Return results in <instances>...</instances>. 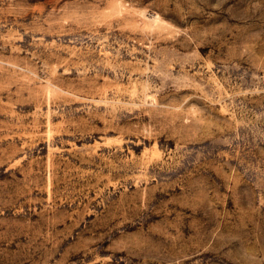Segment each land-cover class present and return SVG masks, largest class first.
I'll return each instance as SVG.
<instances>
[{"label":"rangeland","instance_id":"obj_1","mask_svg":"<svg viewBox=\"0 0 264 264\" xmlns=\"http://www.w3.org/2000/svg\"><path fill=\"white\" fill-rule=\"evenodd\" d=\"M0 264H264V0H0Z\"/></svg>","mask_w":264,"mask_h":264}]
</instances>
